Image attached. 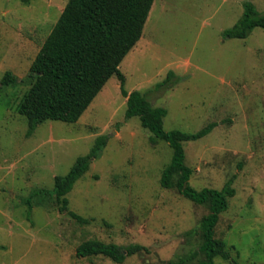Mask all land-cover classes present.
<instances>
[{
    "label": "rangeland",
    "instance_id": "obj_1",
    "mask_svg": "<svg viewBox=\"0 0 264 264\" xmlns=\"http://www.w3.org/2000/svg\"><path fill=\"white\" fill-rule=\"evenodd\" d=\"M245 1L264 12V0H155L141 39L120 64L129 92L143 91L167 108L166 130L196 132L217 123L184 143L194 188L222 189L232 179L236 190L215 229L231 258L217 256L215 264H264V28L243 39L224 36ZM67 2L0 0V84L7 71L19 77L0 89V264H200L209 204L161 186L172 149L153 142L139 117H126L116 75L77 122L46 120L28 134L17 105ZM169 71L177 83L157 87ZM102 135L106 145L61 209L55 176L67 174ZM90 239L148 251L123 263L78 256Z\"/></svg>",
    "mask_w": 264,
    "mask_h": 264
},
{
    "label": "trees",
    "instance_id": "obj_2",
    "mask_svg": "<svg viewBox=\"0 0 264 264\" xmlns=\"http://www.w3.org/2000/svg\"><path fill=\"white\" fill-rule=\"evenodd\" d=\"M23 1L29 3L31 0ZM154 1L68 0L31 64L30 87L17 110L28 120V134L46 120L77 122L109 78L116 75L121 92L127 98L126 117H139L142 126L152 133L153 142L163 140L172 149L171 161L161 175V186L176 187L193 202L209 204V213L201 220L203 240L199 252L204 259L200 264H215L217 256L231 258L225 241L215 236V229L236 190L232 179L222 189L194 188L190 184L193 169L185 162L184 143L207 136L217 123H209L196 132L166 130L167 108L153 105L143 91L129 92L125 87L126 76L120 69L125 56L141 39ZM256 27L264 28V12H260L252 1H245L242 16L231 28L224 30V36L243 39ZM18 79L11 71L5 72L0 89L17 83ZM177 81L175 72L169 71L157 87L170 88ZM106 141V136H99L91 151L78 157L67 174L55 176L53 194L62 203L61 209H66L67 194L90 169L92 160L99 157ZM72 214L78 220L83 219L74 212ZM140 251H148V248L141 244L122 247L90 239L78 246L77 255L102 254L114 262L123 263L128 256Z\"/></svg>",
    "mask_w": 264,
    "mask_h": 264
}]
</instances>
